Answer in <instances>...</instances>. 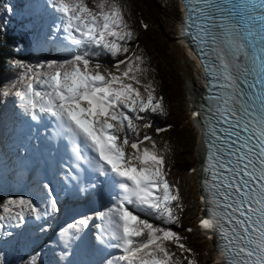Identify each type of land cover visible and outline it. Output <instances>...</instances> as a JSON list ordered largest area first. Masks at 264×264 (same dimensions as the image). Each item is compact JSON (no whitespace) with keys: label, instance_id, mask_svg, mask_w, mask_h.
Instances as JSON below:
<instances>
[{"label":"snow or ice","instance_id":"6c2138e0","mask_svg":"<svg viewBox=\"0 0 264 264\" xmlns=\"http://www.w3.org/2000/svg\"><path fill=\"white\" fill-rule=\"evenodd\" d=\"M47 6L58 14L63 38L41 28L30 46L47 55L35 64L12 60L16 76L0 83V97H14L31 121L53 119L55 135L69 142L74 163L58 173L66 200L107 199L94 214L97 232L84 242L112 250L100 264H199L188 237L176 230L183 202L169 179L171 142L157 138L165 129L149 131L148 117L166 115L167 108L150 58L133 46L138 33L129 23L130 4L47 0ZM186 8L185 31L198 41L209 78L207 196L200 198L207 215L199 226L219 237L212 264H264V0H186ZM34 190L43 207L24 195L0 200V234L11 235L6 225L28 216L39 221L60 212L51 182ZM93 219L67 226L73 231L61 233L66 248Z\"/></svg>","mask_w":264,"mask_h":264},{"label":"rangeland","instance_id":"374dc122","mask_svg":"<svg viewBox=\"0 0 264 264\" xmlns=\"http://www.w3.org/2000/svg\"><path fill=\"white\" fill-rule=\"evenodd\" d=\"M31 2L38 7V0L29 1V3ZM150 2L155 4L153 12L150 10ZM179 2V0H131L129 23L135 29L136 33H138V37L144 46L149 47L159 70L165 74L166 86L171 98L170 106L173 114L177 116L176 122L181 127V135L179 138L181 148L183 152L189 153L191 163L188 169H169V179L180 189L183 202V212L180 214L183 226L176 230L182 235L187 236L188 242L197 244L193 249L196 259L199 264H207L208 259L213 258L211 254L212 245L200 233L198 234L196 232L197 229L195 227V221L200 216L201 208V201L198 194V181L193 176V169L197 161L196 148L199 147V144L197 143L195 122L189 114L190 103L188 102L187 96L188 84L199 73L197 67L190 59L191 53L185 48L187 45L179 36ZM13 3L14 0H0V25L6 26L11 21V16L15 12ZM41 3V7L39 5L36 9V14L41 17L40 24L45 28L44 32H47L50 28L56 37L63 38V32H56V25L61 23L58 19V14L47 6V0H42ZM9 7L12 9L11 11L7 10ZM45 8L50 10L51 20L42 19V15L39 14ZM140 16L145 24H147V28L143 27L144 24L140 21ZM40 32L41 30L38 29V33ZM34 38L35 36H33L32 40ZM25 42L28 44L29 41L26 40ZM31 54L36 56L34 57L35 59H38L47 55V49H34L31 51ZM104 63H109V58H104ZM0 105V135L5 148L8 149V146L11 147L12 145L16 148L18 144L25 145L26 140H22L23 130L17 129L18 123L22 122V118L25 115H23L16 104L15 98L1 97ZM8 114L10 120H14L12 125H8L9 121L4 120V118H8ZM15 148L10 149V152H8L15 160V166H12L10 171H7L5 168L7 167L8 169L9 163H6L0 154V175H4L3 180L0 181V200L8 196L24 195L33 197L43 207L42 199L37 196L36 192L33 194L29 190L30 181L28 178L32 175V169L30 167L27 168L25 174L22 175L24 166V162H22L23 157L22 154L19 155L20 152L16 156ZM18 179L19 182L17 181ZM40 182V179L35 178L34 185L36 186ZM84 216H87V214H83L82 217ZM79 219L73 215L68 217L63 208H61L60 212L54 216L42 218L39 221L32 216H28L26 221L19 226L15 223H10L6 225L5 231L11 235L0 234V253L3 254L5 262L11 259L13 264H17L22 258V251H29L31 248L41 247L40 255L46 260V264H89L86 262L88 255L86 256L84 253L85 231L75 234L71 244L67 248L61 239L62 232L73 231L68 229L67 226ZM94 219L97 218L94 217ZM91 221L89 222L88 228L90 227ZM54 222L55 225H53ZM47 225H51V228L48 229ZM42 228L45 230L42 231ZM188 228H191L192 231H186ZM24 229H31L32 236L30 238L26 237ZM79 237H83L84 239H79ZM16 244L22 245L21 250L16 254H12ZM70 250L78 254V259L71 256L69 253ZM65 252L68 254L65 255ZM92 262L94 263V260Z\"/></svg>","mask_w":264,"mask_h":264},{"label":"trees","instance_id":"16d2710c","mask_svg":"<svg viewBox=\"0 0 264 264\" xmlns=\"http://www.w3.org/2000/svg\"><path fill=\"white\" fill-rule=\"evenodd\" d=\"M31 0H14L15 12L11 16V21L8 25H0V83H7L16 76V70L12 67L11 61L14 59H23L28 63L35 64L39 62L35 59L31 51L35 48L31 47L33 36H36L38 28L41 27L39 17L37 16L36 7ZM130 4L131 0H126ZM29 3V4H28ZM154 3L150 2V10L153 12ZM140 21L145 24L142 17H139ZM42 28V27H41ZM28 40V44H26ZM139 46L146 53V56L150 58L151 67L155 70L151 75L154 78L157 87L158 95L164 97V102L167 108L166 115H150L148 119L152 122V129L149 131L153 135L157 127L165 129L164 132L157 135L158 140L162 139L170 141L172 146V153L169 157V169H188L190 166V158L188 152H183L179 141L181 135L180 124L176 122L177 116L173 114L170 104V92L166 86L165 74H163L155 59L152 57L149 47L144 46L141 39L138 37L134 42L133 46ZM157 50V49H156ZM106 58V57H105ZM1 98V97H0ZM1 169V167H0ZM3 180V175H0V181ZM1 188V187H0ZM31 190V189H29ZM188 245L194 249L197 244L194 242H188ZM21 244L15 245V250L12 254H16L21 250ZM19 247V248H18ZM22 258L17 264H23V262L30 259H38V264H44L46 260L41 257V251L38 247L31 248L29 251H22ZM76 256L75 254H73ZM5 264H13V261L9 259ZM46 264V263H45Z\"/></svg>","mask_w":264,"mask_h":264},{"label":"bare ground","instance_id":"6f19581e","mask_svg":"<svg viewBox=\"0 0 264 264\" xmlns=\"http://www.w3.org/2000/svg\"><path fill=\"white\" fill-rule=\"evenodd\" d=\"M186 50L190 52L188 46H185ZM200 76V74H198ZM196 76L195 79H193L187 86V96H188V102L190 103L189 104V110L192 112H200L201 115L199 117L197 116H194V121L195 123L197 124L198 128L200 129V135H199V147L196 148V155H197V158H198V164L201 162L202 158H203V152H204V140H205V133H204V130H203V126H204V116H205V113H204V109L207 107V104H203L201 102V98L202 96L204 95V90H203V83L200 79L199 76ZM5 101V100H4ZM1 106V105H0ZM26 117V116H25ZM4 120H7V122L9 121L8 125H12L14 123V120L11 119L10 120V117H9V114H8V118H4ZM194 123V124H195ZM17 130V129H16ZM197 131V130H196ZM202 131V133H201ZM14 132V131H13ZM22 143V142H21ZM9 150L5 148L4 146V142L1 141V135H0V154L3 156L4 160L6 163H9V167H8V170H10L12 168V166H15V160L14 158L8 153ZM1 160V159H0ZM22 163V162H21ZM27 164L28 163H24V166H23V173L24 171L29 168L27 167ZM198 164H195L194 166V169L195 171H193V176H195V178L197 179V181L200 182V178L201 176L199 175V165ZM40 168V165H38L34 171H32V175L31 177L29 178V181H30V189L32 191V193L34 194L35 193V178L38 176V170ZM200 198V197H199ZM96 201V200H95ZM201 201V199H200ZM100 203L99 199L97 200V202H93L92 204L93 205H98ZM67 207V206H65ZM73 208V207H71ZM203 215H204V208H200V216L198 217V221L203 218ZM99 219V218H98ZM98 223H101L100 220H98ZM94 226H90L87 230H84L86 234V240H91V230H89L90 228H94L96 229L97 228V224H93ZM90 235V236H89ZM88 245L86 243H84V248L85 249H88ZM81 252V251H80ZM215 256H216V253L213 252V258L211 259H208L207 261V264H212L213 260L215 259Z\"/></svg>","mask_w":264,"mask_h":264}]
</instances>
